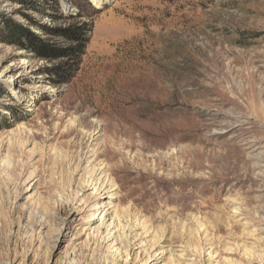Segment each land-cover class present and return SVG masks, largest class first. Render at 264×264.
I'll return each instance as SVG.
<instances>
[{
	"label": "rangeland",
	"instance_id": "374dc122",
	"mask_svg": "<svg viewBox=\"0 0 264 264\" xmlns=\"http://www.w3.org/2000/svg\"><path fill=\"white\" fill-rule=\"evenodd\" d=\"M26 250L264 264V0H0V264Z\"/></svg>",
	"mask_w": 264,
	"mask_h": 264
},
{
	"label": "trees",
	"instance_id": "16d2710c",
	"mask_svg": "<svg viewBox=\"0 0 264 264\" xmlns=\"http://www.w3.org/2000/svg\"><path fill=\"white\" fill-rule=\"evenodd\" d=\"M19 1L24 2L25 0H19ZM1 21H2L1 22L2 23V31H1V33L3 34V36H6V37L10 38V40H9L10 43L16 42L17 39H19L20 36L23 37L24 35H26L24 29L18 28L16 25L12 24L8 20L2 19ZM66 32L68 34H70L72 37H77V39H81L83 37L82 36L83 32L77 31L78 33L76 34L74 29L72 30V29L69 28V29L66 30ZM30 42L32 44H36L35 43L36 41H34V39H32V38H30ZM79 45H78V53L77 54L80 55L84 51V48H85V45H86V40L85 39L82 40V42ZM55 49L57 50L58 48H55ZM75 49H77V46L75 48H72V49L68 48L66 50L69 51V53H70V51H71V53H74ZM47 50H50L52 52L54 51L53 48L52 49L47 48ZM60 50H65V49H61L60 48Z\"/></svg>",
	"mask_w": 264,
	"mask_h": 264
},
{
	"label": "bare ground",
	"instance_id": "6f19581e",
	"mask_svg": "<svg viewBox=\"0 0 264 264\" xmlns=\"http://www.w3.org/2000/svg\"><path fill=\"white\" fill-rule=\"evenodd\" d=\"M94 1H97V0H94ZM100 2V0H99ZM98 183H96L97 185ZM67 223V222H66ZM68 226V225H67ZM67 228V227H66ZM66 230V229H65ZM112 232L109 230L107 232V237H111ZM126 252H127V249H126ZM39 264V262L37 261V258L34 254H32L31 250H26L24 251V253L20 256L19 260L16 262V260H11L10 262L6 263V264ZM46 264H56V263H52V262H47ZM61 264H68V263H61ZM106 264H117V262H112V263H106Z\"/></svg>",
	"mask_w": 264,
	"mask_h": 264
}]
</instances>
